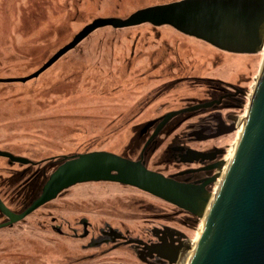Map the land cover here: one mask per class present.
<instances>
[{
	"label": "rangeland",
	"instance_id": "374dc122",
	"mask_svg": "<svg viewBox=\"0 0 264 264\" xmlns=\"http://www.w3.org/2000/svg\"><path fill=\"white\" fill-rule=\"evenodd\" d=\"M179 1L0 0V79L35 74L97 19L125 20L139 10ZM263 62L264 51L228 53L169 26L144 24L93 32L38 78L0 84V150L43 162L29 167L0 158V198L12 211H22L45 179L35 189L32 185L24 189V184L45 168L50 176L56 169L47 163L52 159L92 152L137 159L135 141L141 126L205 97L207 86L196 78L244 88L246 103L236 114L246 117ZM240 132L236 129L218 141L192 146L223 147L226 152L220 162L227 163ZM168 142L152 156L150 169L165 174L177 170L161 164ZM220 183L214 184L211 195ZM159 210L173 213L176 208L132 187L77 185L24 221L0 229V264H144L128 247L102 253L107 247H89L92 236H60L52 230V219L75 222L79 230V222L87 219L96 234L109 224L133 238L153 240L151 229L165 222L147 220ZM203 224L202 219L193 228L170 223L194 244Z\"/></svg>",
	"mask_w": 264,
	"mask_h": 264
},
{
	"label": "water",
	"instance_id": "95a60500",
	"mask_svg": "<svg viewBox=\"0 0 264 264\" xmlns=\"http://www.w3.org/2000/svg\"><path fill=\"white\" fill-rule=\"evenodd\" d=\"M144 24L169 26L228 53L255 54L264 24V0H182L139 10L125 20L97 19L38 72L26 78L0 79V84L26 83L38 78L99 29H125ZM177 114L166 115L162 125ZM247 116L189 264H264V62ZM0 158L8 159L10 164L40 165L1 150ZM59 160V166L47 178L40 194L22 213H13L0 198V212L9 220L0 224V229L23 221L67 190L86 183L113 182L131 186L185 209L197 218L201 217L211 195L193 191L190 186L151 171L143 161L135 162L110 152H92ZM223 164L220 162L215 168L220 171ZM174 248L169 264H178L179 254L182 252L185 257L189 245Z\"/></svg>",
	"mask_w": 264,
	"mask_h": 264
},
{
	"label": "flooded vegetation",
	"instance_id": "af4514ba",
	"mask_svg": "<svg viewBox=\"0 0 264 264\" xmlns=\"http://www.w3.org/2000/svg\"><path fill=\"white\" fill-rule=\"evenodd\" d=\"M194 80L207 86L205 97L203 99L197 98L190 100L184 108L170 112H177L178 114L164 125H162V120L166 115L141 126L138 129L135 141L136 150H139V152L136 151L138 152V156L136 155L137 159L127 155L119 156L135 162L143 161L149 170L190 186L193 191L210 193L214 184L217 185L221 178L220 176L223 170L219 172L218 179L211 184V180L216 177V171L218 170L215 166L220 163V159L225 155L226 150L217 145L200 150L194 148L192 145L218 141L233 133L230 131L233 128H237V121L239 119L236 112L242 109L246 103V90L229 82L212 78H196ZM166 142L168 143L162 154L161 164L165 163L168 166L167 170L172 165L177 169L175 172L169 174L149 168V162L152 156L161 148V146L166 144ZM132 155H134V153H132ZM59 161L60 160L52 159L47 163H49L50 166L57 168L59 166ZM42 163L43 162L38 164ZM181 167L183 168L180 169ZM45 169L43 172H35L32 174L28 182L24 184V189H27L29 185H32L35 189L41 178H44V181H46L49 176L47 177L45 175ZM25 174L26 172L23 173L21 177H24ZM43 185L44 183L42 184V187ZM119 185L124 186L122 184ZM40 192L32 196L29 202H25L22 211L14 212L10 208L9 209L16 214L22 213L40 194ZM146 194L176 208V211L173 213L159 210L160 213L153 215L147 220V222H155V219L165 222V224H161V226H153L150 231L153 240L133 238L124 234L117 228H113L109 224L100 228L99 233L96 234L94 231L95 227L87 219H83L79 222L82 229L79 230V226L75 222L72 223L62 220L59 217H54L52 219V230L63 237L72 236L74 238L85 239L92 236L89 247L99 249L107 247L102 253H109L121 247H128L144 264H169V259L173 256V247L177 249L190 241L187 234L178 228L172 227L170 223L176 221L184 228H193L199 224L200 218L193 216L185 209L173 205L172 203L149 193ZM0 214L5 219V222L3 223L9 221L5 215L1 212ZM167 223H169V225ZM14 225L8 227H13Z\"/></svg>",
	"mask_w": 264,
	"mask_h": 264
},
{
	"label": "bare ground",
	"instance_id": "6f19581e",
	"mask_svg": "<svg viewBox=\"0 0 264 264\" xmlns=\"http://www.w3.org/2000/svg\"><path fill=\"white\" fill-rule=\"evenodd\" d=\"M216 48V47H215ZM218 49V48H217ZM220 50V49H219ZM264 51V24L262 25V27H261V29H260V46H259V48H258V52H263ZM247 117L248 116H246V117H244V118H239L238 119V121H237V130H241V132H240V136H241V134H242V132H243V130H244V127H245V124H246V121H247ZM236 148V147H235ZM234 152H235V149H234ZM234 154V153H233ZM233 157V156H232ZM232 159V158H231ZM231 159L229 160V161H227V163L225 164L224 162V164H223V166H222V168H221V170H220V172L223 170L224 171V173L220 176L221 178H220V180H222V178H223V176H224V174H225V172H226V170H227V168H228V165H229V163H230V161H231ZM222 171V172H223ZM218 177H219V175H218ZM218 179V178H217ZM125 186V185H124ZM215 196H216V194L215 195H209L208 196V198H207V201H206V204H205V206H204V210H203V213H202V215H201V219H202V221H203V223H205V221H206V219H207V216H208V214H209V211H210V209H211V206H212V204H213V202H214V199H215ZM189 198H190V195H189ZM191 198H192V200L193 201H197V199H195V198H193L192 196H191ZM189 204H191V203H189ZM188 204V205H189ZM191 206V205H190ZM204 225V224H203ZM202 232V231H201ZM201 235V234H200ZM197 243H198V241H197ZM177 244V243H176ZM189 245V249H188V252H187V255L184 257V253H180L179 254V259H178V264H189L190 263V261H191V258H192V256H193V254H194V251L196 250V247H197V244H194V243H192V242H190L189 244H185V245H183V247L184 246H188Z\"/></svg>",
	"mask_w": 264,
	"mask_h": 264
}]
</instances>
